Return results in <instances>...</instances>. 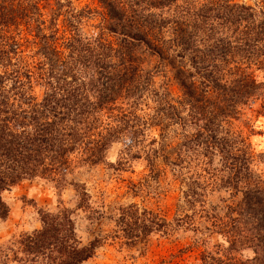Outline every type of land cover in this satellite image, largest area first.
I'll list each match as a JSON object with an SVG mask.
<instances>
[{
	"label": "trees",
	"instance_id": "1",
	"mask_svg": "<svg viewBox=\"0 0 264 264\" xmlns=\"http://www.w3.org/2000/svg\"><path fill=\"white\" fill-rule=\"evenodd\" d=\"M96 1L104 12L99 33L86 36L81 23L89 12L75 11L69 0L49 2L48 19L40 0H0V221L9 213L2 194L23 180L48 181L58 195L72 185L77 207L84 208L85 188L67 181L73 155L84 164L103 163L113 143L128 139L131 150L155 126L161 141L145 154L149 171L156 172L161 158L185 186L181 208L190 215L175 217V226L192 225L199 210L209 233L227 245L220 251L224 259L205 253L202 264H264V181L251 168L245 141L223 131L241 106L264 93V0L256 6L242 0ZM23 30L31 56L22 50ZM160 74L176 84L178 99L170 98L166 84L155 88ZM34 83L43 89L40 99ZM149 95L156 106L145 120L136 112ZM172 125L180 128L181 143L171 159L164 136ZM197 157L207 164L218 157L222 175L215 181L239 196L223 215L218 207L205 209L206 184L186 175ZM39 216L40 229L21 235L15 248L0 247V264H86L95 245H79L71 212ZM124 217L120 232L130 245L144 246L148 235L166 233L169 225L150 212ZM245 251L250 255L242 261Z\"/></svg>",
	"mask_w": 264,
	"mask_h": 264
},
{
	"label": "rangeland",
	"instance_id": "2",
	"mask_svg": "<svg viewBox=\"0 0 264 264\" xmlns=\"http://www.w3.org/2000/svg\"><path fill=\"white\" fill-rule=\"evenodd\" d=\"M69 1L75 11L89 12V17L82 19L83 33L86 36L97 35L104 13L98 2ZM260 1L242 0L251 6L261 5ZM49 2L53 4L54 0H40L41 7L45 6L43 13L46 19L49 18ZM20 38L27 40L22 50L25 55L31 56L34 49L33 45L28 44L31 38L26 35L25 30ZM152 64L153 61H150L148 67L151 68ZM154 82L155 88L158 89L166 84L171 99L180 97L178 87L169 77L164 78L160 74L154 78ZM33 94L40 99L43 94L42 87L34 83ZM155 106L153 97L146 96L140 102L136 114L149 120ZM226 130L245 141L252 156L251 168L264 181V93L241 106L239 115L223 125V131ZM165 131L164 143L172 159L171 151L181 143V130L172 125ZM187 133L191 134L192 130L187 129ZM159 134V127L148 126L141 143L131 150L125 149L128 139H125L124 143H113L106 152V160L97 165L84 164L80 161L79 154L73 155L67 181L78 183L85 188L88 204H85L84 208L77 207V197L72 185H66L58 195L50 182L36 178L23 180L5 191L2 199L8 206L9 213L6 219L0 221V247L15 248L21 235L40 229V211L55 213L67 209L71 212L79 245H95L93 255L86 264H202L201 257L205 253L224 259L220 251L226 249L227 245L223 244L220 236L209 233V224L204 218V213L198 210L192 217V225L175 226V217L190 215L181 208L184 183L173 176L175 168L171 170L161 158L156 160L155 173L149 171L145 159V154L149 153L150 149L159 147ZM136 152L138 157H131ZM192 161L186 175L190 179L203 180L206 184L205 209L218 207L219 213L223 215L224 206L236 203L239 196L232 197L229 190L221 188L220 183L215 181L222 175L218 171L221 169L218 157L208 164L205 163L206 160L202 161V157ZM143 212H150L164 219L169 223L168 228L166 233L153 232L148 235L144 246L130 245L120 232V214L124 213L125 220L131 221L130 216H140ZM249 255L250 252L245 251L240 257L244 261Z\"/></svg>",
	"mask_w": 264,
	"mask_h": 264
}]
</instances>
